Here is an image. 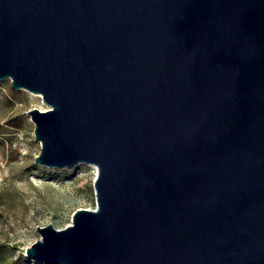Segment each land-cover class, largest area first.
Returning a JSON list of instances; mask_svg holds the SVG:
<instances>
[{
  "label": "water",
  "instance_id": "1",
  "mask_svg": "<svg viewBox=\"0 0 264 264\" xmlns=\"http://www.w3.org/2000/svg\"><path fill=\"white\" fill-rule=\"evenodd\" d=\"M6 77L49 106L35 163L96 165L26 256L264 264V0H0Z\"/></svg>",
  "mask_w": 264,
  "mask_h": 264
},
{
  "label": "rangeland",
  "instance_id": "2",
  "mask_svg": "<svg viewBox=\"0 0 264 264\" xmlns=\"http://www.w3.org/2000/svg\"><path fill=\"white\" fill-rule=\"evenodd\" d=\"M48 107L40 93L13 88L9 77L0 79V264H52L24 252L40 237L36 225L51 222L62 228L74 208L95 203L92 163L34 162L41 145L27 111Z\"/></svg>",
  "mask_w": 264,
  "mask_h": 264
},
{
  "label": "bare ground",
  "instance_id": "3",
  "mask_svg": "<svg viewBox=\"0 0 264 264\" xmlns=\"http://www.w3.org/2000/svg\"><path fill=\"white\" fill-rule=\"evenodd\" d=\"M38 94H39V93H38ZM92 164H93V163H92ZM92 166L94 167V170H95V173H96V165L93 164Z\"/></svg>",
  "mask_w": 264,
  "mask_h": 264
}]
</instances>
